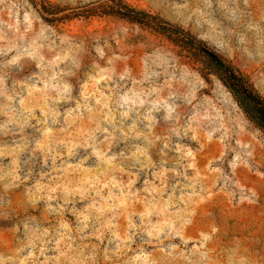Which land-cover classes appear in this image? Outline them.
Listing matches in <instances>:
<instances>
[{
    "label": "rangeland",
    "instance_id": "1",
    "mask_svg": "<svg viewBox=\"0 0 264 264\" xmlns=\"http://www.w3.org/2000/svg\"><path fill=\"white\" fill-rule=\"evenodd\" d=\"M113 1L264 97V0H0V264H264V134Z\"/></svg>",
    "mask_w": 264,
    "mask_h": 264
},
{
    "label": "trees",
    "instance_id": "2",
    "mask_svg": "<svg viewBox=\"0 0 264 264\" xmlns=\"http://www.w3.org/2000/svg\"><path fill=\"white\" fill-rule=\"evenodd\" d=\"M101 12L138 23L163 35L200 65L199 69L204 77H216L230 92L249 121L264 134V97L255 90L244 73L222 58L217 49L206 40L158 15L132 7L123 1H113Z\"/></svg>",
    "mask_w": 264,
    "mask_h": 264
}]
</instances>
